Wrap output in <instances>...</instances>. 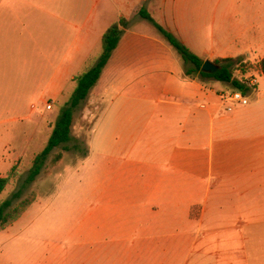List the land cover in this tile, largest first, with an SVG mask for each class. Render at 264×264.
<instances>
[{"label": "crops", "instance_id": "obj_1", "mask_svg": "<svg viewBox=\"0 0 264 264\" xmlns=\"http://www.w3.org/2000/svg\"><path fill=\"white\" fill-rule=\"evenodd\" d=\"M141 7L203 61L255 69L234 75L253 86L249 103L227 110L220 95L229 83L187 77L173 47L142 23ZM121 17L128 26L98 87L119 89L118 109L101 119L121 117L114 133L139 137L116 140V168L98 177L92 244L104 254L114 247L107 261L121 252L125 264H264V0H106L81 47L60 62L63 78L93 52L96 27L109 20L103 34Z\"/></svg>", "mask_w": 264, "mask_h": 264}, {"label": "rangeland", "instance_id": "obj_2", "mask_svg": "<svg viewBox=\"0 0 264 264\" xmlns=\"http://www.w3.org/2000/svg\"><path fill=\"white\" fill-rule=\"evenodd\" d=\"M105 1L0 0V176L14 166L0 202L18 191L20 198L33 196L16 221L0 228V264H125L121 252V261H107L114 247H106L104 254L91 242L93 207L104 189L98 177L109 167L116 168V140L135 143L139 137L134 134L130 140V135L114 133L121 129V117L104 115L101 119L103 111L118 109L119 89L109 84L104 91L98 89L106 83L100 77L92 88L96 89L73 112L67 149L54 148L35 180L26 182L33 158L45 146L60 108L70 97L73 77L100 52V36L109 20L96 27L99 37L93 38V52L87 61L74 63L65 72L66 79L60 62L67 51L70 57L73 48L81 47L82 37L97 25L98 10ZM232 70L241 77L242 71L247 74L255 69L241 62ZM48 80L64 83L45 87ZM20 84L27 85L19 95ZM58 152L62 157L53 163ZM98 255L101 259L95 261ZM133 260L131 264H160L139 257Z\"/></svg>", "mask_w": 264, "mask_h": 264}, {"label": "trees", "instance_id": "obj_3", "mask_svg": "<svg viewBox=\"0 0 264 264\" xmlns=\"http://www.w3.org/2000/svg\"><path fill=\"white\" fill-rule=\"evenodd\" d=\"M139 15L149 21L160 33V35L173 47L177 56L185 65V74L191 79L212 78L217 81L229 83L233 90L241 92L243 95H250L253 86L247 80H240L233 74V67L239 62L232 58H218L214 63L219 65L215 72L207 73L201 70L203 60L191 52L188 47L182 43L171 32L166 30L156 22L146 9L141 7ZM128 26V20L121 17L107 27L101 37V50L97 57L90 62L86 69L78 72L74 77V88L69 99L60 108L59 115L54 122L50 136L41 151L33 158L32 165L29 169L26 182H32L41 172L48 155L56 147L67 149L65 145L71 140V126L73 121V112L77 106L88 96L91 89L97 84L103 68L106 66L113 50L116 48L122 31ZM259 69L264 75V57L259 61ZM62 153L58 152L53 157L52 162L59 161ZM14 166L6 176H0V194L9 182L10 175ZM21 193L18 191L11 198L0 202V228L3 229L16 221L21 214L27 209L33 200V196L20 198ZM17 199L14 201V199Z\"/></svg>", "mask_w": 264, "mask_h": 264}, {"label": "built area", "instance_id": "obj_4", "mask_svg": "<svg viewBox=\"0 0 264 264\" xmlns=\"http://www.w3.org/2000/svg\"><path fill=\"white\" fill-rule=\"evenodd\" d=\"M221 99L228 102L227 110H231L232 106L235 104L246 105L249 103V98L246 95H243L241 92L237 90H232L229 92L221 93ZM47 109L51 108V104L46 105Z\"/></svg>", "mask_w": 264, "mask_h": 264}, {"label": "water", "instance_id": "obj_5", "mask_svg": "<svg viewBox=\"0 0 264 264\" xmlns=\"http://www.w3.org/2000/svg\"><path fill=\"white\" fill-rule=\"evenodd\" d=\"M218 68L219 65L210 60H204L201 66V70L207 73L215 72Z\"/></svg>", "mask_w": 264, "mask_h": 264}]
</instances>
